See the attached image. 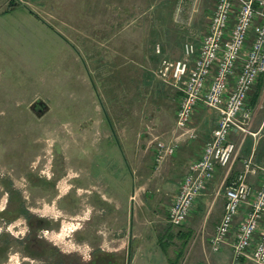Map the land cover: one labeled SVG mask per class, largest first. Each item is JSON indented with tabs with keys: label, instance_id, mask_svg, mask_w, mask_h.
I'll list each match as a JSON object with an SVG mask.
<instances>
[{
	"label": "rangeland",
	"instance_id": "obj_1",
	"mask_svg": "<svg viewBox=\"0 0 264 264\" xmlns=\"http://www.w3.org/2000/svg\"><path fill=\"white\" fill-rule=\"evenodd\" d=\"M213 8L214 0H0V228L18 215L12 223L18 229L9 227L3 234L12 251L7 250L10 262L1 264H27L19 239L26 233L22 210L34 220L32 238L44 255L32 264H204L203 254L212 252L209 220H192V213L182 227L171 228L163 208L169 207L171 194L144 169L149 194L143 197L144 208L151 210L142 217V233L148 243L163 237V256L151 244L129 263L122 241L112 244L115 251L96 254L77 233L82 219L84 231L90 228L101 194L126 202L131 193L117 139L134 136L141 149V142L152 138L149 127L164 142L175 128L174 88L153 75L160 58L136 62L139 43L153 49L166 42V59L172 61L179 45L199 43ZM128 39L136 43L130 56L122 46ZM263 93L246 132L230 135L236 158L248 156L245 140L264 144ZM199 112L192 127L204 118L210 124L215 120L212 113ZM211 130L203 124L196 139L179 150L196 149ZM150 147L154 150L153 142ZM251 155L264 164V154L254 150ZM58 250L65 255L55 257Z\"/></svg>",
	"mask_w": 264,
	"mask_h": 264
},
{
	"label": "built area",
	"instance_id": "obj_2",
	"mask_svg": "<svg viewBox=\"0 0 264 264\" xmlns=\"http://www.w3.org/2000/svg\"><path fill=\"white\" fill-rule=\"evenodd\" d=\"M155 53L161 54L160 46ZM153 75L181 94L171 138L158 141L153 128L147 129L155 145L156 169L174 157L182 143L196 139L191 122L198 106L217 114L210 139L189 164L167 210L169 226L180 228L216 169H231L238 148L230 135L246 132L252 121L250 96L264 77V0H214L199 43L185 42L182 58L162 60ZM253 158L242 162L235 182L224 189L223 216L209 240L215 253L225 246L231 249V264H264V164ZM250 177L257 178V188L250 184ZM135 200L132 195L130 201ZM244 206L246 213L236 224Z\"/></svg>",
	"mask_w": 264,
	"mask_h": 264
},
{
	"label": "crops",
	"instance_id": "obj_3",
	"mask_svg": "<svg viewBox=\"0 0 264 264\" xmlns=\"http://www.w3.org/2000/svg\"><path fill=\"white\" fill-rule=\"evenodd\" d=\"M122 46L123 52L130 56L133 53V47L136 46V43L132 44L130 42V39H128V41H124ZM156 46H160L161 48L160 55H157L155 53ZM144 47L148 51H146ZM139 49H142L141 59H137L136 62L140 60L145 63H152L153 60H155L156 58H160V62L162 60H167L166 58L168 57V46L166 42L161 45H154L153 49L152 45L144 46V44L139 43ZM182 52L183 46L181 47V45H179L178 50L174 51V56H176V59L172 61L180 60L182 58ZM258 84L260 85V87H258L260 93L264 88V77L259 79ZM171 91L176 93L179 103L181 94L174 91L173 89H171ZM251 98L253 99V97ZM256 101L250 102L252 108H255L257 104ZM198 109H201V113H212L215 120H213L211 124L209 120H205V118L201 122L198 120V122L195 124V126L197 127H195V129H200L203 124L207 126L209 124L212 125V130L201 139L199 144H196V149H178L179 152H177L174 157L168 159L165 163H163L158 169L155 168L154 150H150V143L152 141V138L151 140L150 138H148L145 139V142H141V149L135 146L137 139L134 136H132L131 138L126 136H120L119 139H117L119 140L117 141L119 144L118 147L123 154L124 165L126 166L131 176V193L128 195L126 202L118 201L114 197L107 198L104 194H101V198L99 199V202L101 204L98 205V207L96 208L97 214L95 215V218L92 219L90 228H87L84 231L85 221L83 219L79 221L81 222L82 228L80 232L77 233V237L79 234H81L80 236L82 238L85 237L87 239L86 241L91 243V245L94 247V251H96V254L104 253L107 250L115 251V249H113L114 246L112 244L115 242L122 241L123 246H125V249L128 250L129 253V263L133 262L138 250H140L141 252L143 251L144 247L151 249V244H154L155 248H158V250H160L159 255L163 256V250H166L165 244L162 245L161 243L163 237L157 239L156 236V240H154V243H148V240L145 238V236H143L144 233H142L145 227V221L142 217H144V215L146 216V214L144 213L151 209L144 208L145 204L143 197L149 194L146 193L147 185L145 182L142 181L143 177L141 174H143V169L152 172V177H155L156 179L155 183H157V181L158 183L160 182V189L164 190V192L166 193L171 194L173 200V198L178 192V187L182 178L188 171L189 164L200 156L203 146L210 139L211 133L216 126L217 114L215 112L198 106L195 110V115H197L198 117L200 116V112L198 113ZM174 116L176 119V113L174 114ZM173 126H175V120ZM243 146H245L243 151L246 153L248 152V156L245 157V155H242L240 158H236L229 171L222 168H217L214 173L213 179L207 184L206 189L202 192L193 207L192 220L198 219L204 221L205 223L209 220L207 230L208 234H211V237L214 236L216 227L218 226L223 216L224 189L235 182L238 173L242 169V162L245 159L249 158L251 154H253L254 150H257L262 155L264 154L263 143L253 144L252 142L249 143L245 140ZM147 160L148 163L146 162ZM155 169L156 171H154ZM136 175L141 176L138 178L136 177ZM140 180L141 183H139ZM249 181L252 187L257 188L258 180L256 177H250ZM113 182L115 184L116 179L113 178ZM106 186H108V182ZM133 194H135L136 200L133 205L131 204L132 208L130 210L129 199ZM172 200L169 206L171 205ZM113 205H115V207H113ZM163 208L166 219L168 207L164 206ZM246 210V206L241 208L239 216L236 220V224L244 216ZM165 222L167 223V221ZM211 237L207 239V243H209ZM134 245L136 250H132L134 248ZM201 247L202 248L200 250H205L204 244H202ZM132 251H134L133 256L131 254ZM155 255L159 257L157 253H155ZM202 260L204 261V264H231V249L225 246V248L223 247L219 252L215 253L212 251L209 252L208 255L204 253ZM248 263L250 262H244V264Z\"/></svg>",
	"mask_w": 264,
	"mask_h": 264
},
{
	"label": "flooded vegetation",
	"instance_id": "obj_4",
	"mask_svg": "<svg viewBox=\"0 0 264 264\" xmlns=\"http://www.w3.org/2000/svg\"><path fill=\"white\" fill-rule=\"evenodd\" d=\"M22 213V214H21ZM20 214L26 219L25 220V223L26 225L25 228H26V233L22 234L21 238H19L22 243L21 247H22V252L24 254L27 255L26 258H23L22 260L23 261H26V263H30L32 264V262H34V259L36 257H44V255H42L43 253V250L37 246H35V241L33 240L32 238V232L34 231V220L30 214V212L28 210H26V213L24 210H22L20 212ZM18 218V215L17 216H10L6 221H4V223L2 224L1 228H0V264L2 262H10V258L9 255L7 254V250H9L10 252L12 251V247H7V244L5 243V238H4V233L5 231H9V227H12V229H18L17 226H13L12 223L15 222V220H17ZM11 234V232H9ZM20 230H18V234H20ZM12 235V234H11ZM13 236V235H12ZM18 239V238H17ZM17 242H15L16 244ZM21 243H19L18 245H20ZM55 257H61V255H65V253L61 252L60 250L57 251V253L54 254ZM32 258V261H29V259ZM62 259L61 258V261L60 263L62 262ZM47 262H50V261H47ZM55 264H57V262H55Z\"/></svg>",
	"mask_w": 264,
	"mask_h": 264
},
{
	"label": "trees",
	"instance_id": "obj_5",
	"mask_svg": "<svg viewBox=\"0 0 264 264\" xmlns=\"http://www.w3.org/2000/svg\"><path fill=\"white\" fill-rule=\"evenodd\" d=\"M259 83V82H258ZM260 85H261V83H260ZM260 85L259 84H257V86H256V88H255V91L253 92V99L251 98L250 99V102L251 101H256L257 99H258V95H259V88L258 87H260ZM168 237L169 238H171L172 236L171 235H168ZM186 238V237H185ZM161 243H162V245L164 244V239L161 241ZM165 249H166V247H165Z\"/></svg>",
	"mask_w": 264,
	"mask_h": 264
}]
</instances>
